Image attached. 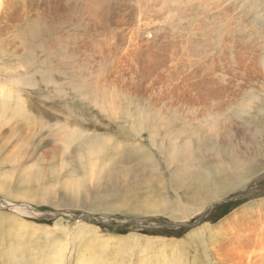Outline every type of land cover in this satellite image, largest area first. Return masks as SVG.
I'll return each mask as SVG.
<instances>
[{
  "label": "rangeland",
  "instance_id": "rangeland-1",
  "mask_svg": "<svg viewBox=\"0 0 264 264\" xmlns=\"http://www.w3.org/2000/svg\"><path fill=\"white\" fill-rule=\"evenodd\" d=\"M116 1L121 19L109 20L107 1L108 32L96 31L94 41L120 55L149 21L139 41H166L163 53L173 68L165 72L173 75L182 63L193 75L199 69L192 80L201 79L197 89L211 90L214 102L203 105L199 89L189 100L181 94L189 78L165 85L159 78L147 83L142 73L115 74L114 59L124 53L93 57L84 32L66 19L57 28L67 48L47 54L37 47L30 59L0 48V264H264V0ZM4 89L12 96H3ZM197 105L204 106L202 123L218 129L207 138L209 153H198L200 169L208 170L203 191L201 183L190 190L171 186L162 153L148 138L151 124L166 118L157 144L167 135L168 146L182 132L194 141V130L202 135L204 128L197 126ZM139 147L154 158L140 161L142 169ZM89 161L116 173L107 171L99 187L88 184L80 179ZM79 180L85 188L72 194L69 184ZM177 199L198 210L177 217Z\"/></svg>",
  "mask_w": 264,
  "mask_h": 264
},
{
  "label": "bare ground",
  "instance_id": "bare-ground-1",
  "mask_svg": "<svg viewBox=\"0 0 264 264\" xmlns=\"http://www.w3.org/2000/svg\"><path fill=\"white\" fill-rule=\"evenodd\" d=\"M107 1L109 2L110 11H111V13H110L111 15L109 17V20L114 15H117L119 17V20H120L122 17L121 16L122 14L120 13L119 2H117L116 0H102V1L101 0H70V1H67V0H0V48H6L5 51L8 50V48L17 49L19 52L25 54L26 59H30L33 56V51L37 47L42 48L44 50V52L46 50L47 54L53 53V51L55 49L67 48L68 45L64 39V34L62 31V28H57L58 24H61L63 22V20L66 19L67 23L68 22L71 23L75 28H77V29L80 28L84 32L83 35L85 36L86 39L89 40L88 41V47L92 51L93 57H97L99 55V58H101L103 56L117 55V53H115L113 51V48L111 47L110 44H107L105 42H103V43L99 42L97 44L93 38L94 33L96 31L100 32V33H107L108 32L107 27L105 25V23L108 22V18H107L108 9L105 6V3ZM48 2H49V4L47 5ZM162 2H164V0ZM47 12H50V13H47ZM41 15H43L45 17L44 20L40 19ZM148 16H149V14H148ZM148 16H147V18H148ZM144 19H146V16ZM144 22L146 23L149 21H144ZM144 22L143 23L141 22L143 24V26H141L139 28L136 26L137 29L135 30V32L134 31L132 32V36H130V43L128 42L131 45V47L130 48H128V46L124 47L123 52L120 55H117V56H122V54L124 53L123 57L119 58L118 61L114 59V61H115L114 73L118 74L121 77H123L124 75H128V74L135 75L138 73H142V74H144L145 78L149 79V80H147L148 81L147 83L151 82L153 84L154 83L156 84L158 82V78H159L160 80L164 81L165 85L166 84L169 85V82H171L172 79H175L178 81V79L180 77L186 78V79L185 78L182 79L181 81H183V80L188 81L187 78H189L191 80L193 78H196L197 77L196 71H198L199 69L198 70L195 69V74L193 75V73H191L189 71V66L187 63L180 64V66H179L180 68L176 69L175 73L172 72V70H171L172 74L174 73L173 75H171L169 72L168 73L165 72L166 69L169 70V69L173 68L172 65L170 64V60H168V58L163 53V51L167 48V46L165 44L166 41H161L159 46H158V44H159L158 41H156L155 38L152 39L153 36L151 38L149 36V38L145 39V41H139L143 38H146V36L144 37V34H142L143 31L146 33H147V30L150 31L149 28L151 25L145 26ZM152 22H154V21H152ZM101 24H103V25H101ZM100 26H103V28L98 29V27H100ZM88 29L90 30V33H87ZM159 31H160V29H159ZM43 32L47 33V37H42L41 38L42 41L39 42V39H40ZM157 33H158V31H157ZM154 34H156V33H154ZM180 36H181V34H180ZM66 39L68 40L67 34H66ZM182 40H183V38H182ZM185 40H186V38H185ZM68 42H69V40H68ZM138 42H142V43H139L137 46H135V44H137ZM184 44H185V42H184ZM69 45H71L70 42H69ZM161 45H162V48L160 47ZM97 46H102V48L98 49ZM132 47L133 48L135 47V49L138 51V53L140 55H135V53H133L132 50L134 52L136 50L131 49ZM183 48H184V46H183ZM1 55H2V53H0V56ZM106 60H111V59H106ZM73 69L76 72L75 65H73ZM263 69H264V67H263ZM165 73H167V76L163 75ZM244 74H245V72H244ZM139 75L140 74H138L136 76L138 77ZM149 76H150V78H149ZM180 79H179V82H180ZM262 79L263 78H261V80ZM192 81H189V82L191 83ZM202 81L204 82V80H202ZM179 82H177V84L174 82L176 84L175 86L179 85ZM199 82H201V79L200 80L198 79V81L197 80L193 81L191 83V85H192L191 89H189V87L191 85L190 86L188 85V87H187V86H185V82L182 83V84H184L185 87L182 84H181L182 86L179 87V88L183 89V91L181 90L183 92L181 94H184V96L187 97L189 100V97L192 95V91L197 89ZM203 82H202V85L204 86ZM174 83H172V84H174ZM188 83L186 82V85ZM223 83H224V81H223ZM161 84H159V85L161 87L163 86L162 87L163 89H164V87L165 88L167 87V86H164V84L163 85H161ZM199 84L201 85V83H199ZM222 85L220 84L219 86H222ZM225 85L223 86L224 88L223 87L221 88L222 92H223V90H225ZM175 86H174V88H175ZM151 87H152V85L150 86V88ZM155 87H158V85ZM182 87H184V88H182ZM198 87H201V86H198ZM204 87H202V88H204ZM171 88H173V87H171ZM204 89H202V90H204ZM209 89H210V87H209ZM6 90H7V88H6ZM172 90H174V89H171V91L170 90L169 91L172 92ZM176 90H177V88H176ZM176 90L173 91V93L176 92ZM199 90L201 92H203L201 89H199ZM155 91H157V89ZM200 91H198V93H200ZM4 92H6L5 89L2 92L3 96H5V97L12 96V91L10 89L6 93H4ZM158 92H159V90H158ZM177 93H178V91H177ZM203 93L206 94L204 97L198 96L199 94H197V92L195 95L197 96V99L198 98L201 99V101L203 102V105L208 106L210 103H212L211 101H213V92L211 90H207V91L205 90ZM203 93H201V95ZM217 94L218 93H216L214 95L215 100L217 99V96H216ZM188 100H186V101H188ZM216 102H218V99ZM221 102H220V104H221ZM220 104L218 106V103H217L216 106L220 107ZM211 106H212V104H211ZM210 107H209V109H210ZM218 107H215V108L218 109ZM209 109H208V111H209ZM203 110H204V106L199 107V113H200L201 117L199 120H197V126L202 125L204 127L203 129H201V130H203V134L202 135L196 134V133H198V131L194 130V133L196 135V137L194 138V141H193V139L188 138L185 135V132H182V135L177 136L173 140H171L170 143L168 144V146H166L164 144V141L168 140L167 135H163L162 136V139H163L162 142L157 144V141H156L157 132L156 131L159 128L160 123L167 122L168 119H166V118L159 119L158 123H152L150 129L148 130L149 141L151 142V144L153 146H156L161 151L165 165L170 170L169 174L171 177V179H170V182H171L170 185L171 186L180 185V187H184L185 185H187V187H186L187 190H190V189L198 188V184L201 183L202 185L199 186V190L203 191L208 184V183H206L207 182L206 179L208 177V175L206 176V174L208 173L207 172L208 170H207V168H205V169L201 168L200 169V166L198 163L202 162L203 160L200 159L201 156L198 153H202V151L206 154L209 153L210 148H208V146L206 144L207 138H209L211 136L216 137V134H217L216 131H218V129H216V127H214V126H210L209 122H208V125L205 126L203 123H205L207 121L206 118H204L206 121L205 122L203 121V123H202V117L205 114L204 113L205 111L202 112ZM204 117H207V116H204ZM142 130H144V129H139L138 132H141ZM201 130H200V132H201ZM136 134H138V133H136ZM54 138L56 140H58V139H60V135L57 134V135H55ZM136 142H137V140H136ZM136 142H134V143L136 144ZM191 144H193V147L191 146ZM96 149H100L101 151H103L101 147L96 148ZM96 149H89V152L91 153V155H92V151L96 150ZM113 150H114V148L112 149V151ZM138 150L140 152L137 155V157H139V159H137L138 162L136 165L141 166L140 161H145V162L149 161V162L154 163V158H153L152 154L145 147H139ZM109 158H110V160H112L113 156L109 157ZM59 159H60V157H58V160ZM155 165H157V162ZM91 166H92V164L89 161V164H88L89 169L85 173V177L83 179H80V180H86V182L88 184L93 183V186L95 184L98 187L101 186L102 179L104 178L105 174H107V171L112 172L114 169L113 166L104 167V169L91 168ZM142 167H143V165L141 166L140 169H142ZM145 168H147V167H145ZM217 168H219V170L222 171V166L219 165ZM125 171H127V169H125ZM112 173L114 174V173H116V171H113ZM126 178L127 177H124V178H122V180H126ZM191 178L193 181L190 180ZM80 180L77 182H73V183L69 184V189L72 191L71 192L72 194L78 195L79 190L81 188H83V189L85 188L84 184ZM218 196H220V195H218ZM214 197H217L216 193L214 195H212L211 198H214ZM12 207H15V206H12ZM177 207L181 211H177L176 216L181 218V219L189 216L190 214L195 213L198 210V209L194 210L191 206H189L187 200H183V199H177ZM153 209H154V211L159 212L157 209H155V208H153ZM167 209H168V206L161 207L160 212H164ZM191 209H192V211H191ZM234 213H235V211H234ZM242 215H245V214L243 213ZM236 217H237V215H236ZM222 225H223V223H222ZM233 226L237 227L234 224H233ZM258 226H260V225H258ZM257 229H258V227H257ZM220 230H222V229H220ZM224 230H226V229H224ZM225 232L227 233V231H225ZM233 232H231V233H233ZM259 232H260V230H259ZM263 232H264V230H263ZM262 235H264V233ZM238 238H240V237H238ZM247 239H249V238H247ZM254 239H256V238H254ZM254 239H252V240H254ZM228 241H230V238ZM260 241H262V240H260ZM234 242L237 243V240H234ZM227 244H228V242H227ZM237 244L239 245V243H237ZM260 244L262 245V243H260ZM230 245H232V244H230ZM251 245L254 246L253 244H251ZM262 248L264 249V244H263ZM256 249H258V247H256ZM249 251L250 250L248 249V252ZM247 253H245V254L247 255ZM236 254H238V253H236ZM241 254L243 255V253H241ZM242 255H241V257H244V255L243 256ZM246 255H245V257H246ZM233 256H235V255H233ZM234 259H235V257H234ZM252 259H254V258H252ZM255 259L252 261H257V259L256 260ZM252 261H251V263H252ZM258 262H261V261H259V259H258ZM253 264H254V262H253Z\"/></svg>",
  "mask_w": 264,
  "mask_h": 264
},
{
  "label": "water",
  "instance_id": "water-1",
  "mask_svg": "<svg viewBox=\"0 0 264 264\" xmlns=\"http://www.w3.org/2000/svg\"><path fill=\"white\" fill-rule=\"evenodd\" d=\"M197 221H198V219H197ZM197 221H196V222H192V223H197ZM192 223H191V224H192ZM191 224L179 223V224H177V226H185V227H189Z\"/></svg>",
  "mask_w": 264,
  "mask_h": 264
}]
</instances>
